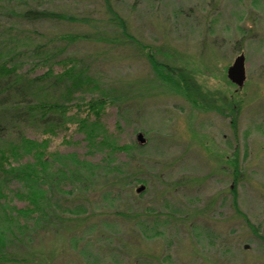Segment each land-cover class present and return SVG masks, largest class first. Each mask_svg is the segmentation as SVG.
<instances>
[{
    "label": "rangeland",
    "instance_id": "rangeland-1",
    "mask_svg": "<svg viewBox=\"0 0 264 264\" xmlns=\"http://www.w3.org/2000/svg\"><path fill=\"white\" fill-rule=\"evenodd\" d=\"M109 1L111 10L126 21L128 34L158 49L160 61L189 77L199 91V105L158 80L134 44L71 42L59 37L91 28L69 22L20 26L0 9V23L16 21L14 33L35 30V44L54 39L51 49L59 58L82 59V68L99 90L82 88L80 97H97L101 90L120 98L101 118L116 144L131 146L139 133L145 139L140 150L114 158L119 163L132 159L131 167L147 182L137 201L148 214L137 222L123 219L120 202L104 201L93 189L96 185L87 191L86 202L85 191L76 183L69 197L52 194L58 209L68 210L57 212L58 219L52 221L76 225L75 231L66 235L62 227L46 230L40 222L31 236L36 256H44L48 264H264V0ZM25 3L83 16L98 25L109 18L104 0ZM109 29L107 34L115 35L116 30ZM240 54L246 79L237 89L226 71ZM32 69L40 75L45 68ZM54 94L49 91V99ZM42 129L35 123L30 138L48 140V154H72L92 164L103 156L88 149L82 133L55 130L46 138ZM12 141L1 140L0 146ZM235 156L242 176L233 181L229 161ZM26 160L34 162L26 154L12 165ZM20 185L13 182L4 191L16 208L27 206L28 194ZM7 225L0 216V229ZM25 251L21 243L8 242L0 257L11 261L0 264H13Z\"/></svg>",
    "mask_w": 264,
    "mask_h": 264
},
{
    "label": "trees",
    "instance_id": "trees-1",
    "mask_svg": "<svg viewBox=\"0 0 264 264\" xmlns=\"http://www.w3.org/2000/svg\"><path fill=\"white\" fill-rule=\"evenodd\" d=\"M0 3L2 4L0 9L3 12L7 11V15L11 14L12 20L18 19L19 25L24 23L37 26L49 22H69L91 28L87 33L59 37L64 40L134 44L136 49L144 54L153 75L198 108L199 102L195 98L199 91L191 85L189 77L180 74V69L174 68L171 64L160 61L157 58V54L160 53L158 49L140 44L128 34L126 21L111 10L109 0H104L103 3L109 12V18L104 25H98L97 21L83 16L76 17L54 10L37 9L26 4L25 0H0ZM15 26L16 21L8 26L0 23V141L14 139L7 147L0 146V216L8 224L0 229V253L8 242L17 245L21 243L26 251L18 255L16 260H12L13 264H48L49 261L43 258L44 256H36L32 248L34 240L31 236L36 226L43 222L41 225L46 226V230L49 227H62L66 230V235L73 233L77 227L76 225L64 227L62 221H52L54 218L58 219V213L68 214L67 209H58L56 206L58 201H54L52 194L58 193L61 198L69 197L71 187L77 183L85 191L87 202V191L96 185L93 189L100 192L104 201L116 200L121 203L123 206V211L119 213L121 218L137 222L148 214L137 201L144 196L146 188L140 193L134 191L139 184L148 186L147 182L142 180L141 173L135 170L136 168L131 167L132 159L119 163L114 158L115 154L120 152L130 155L136 149L140 150L139 147L143 145L137 141L131 146L116 144L108 127L103 124L101 119L103 113L108 106L116 105L119 97L104 94L101 90L97 97L79 96L78 91L82 88L96 87L95 90H99L98 84L82 68L84 67L81 65L82 59L59 58L57 52L51 49L54 39L42 42L38 40L39 42L35 44V39H31L34 38L35 30L21 31L20 35V32L14 33ZM109 28L116 30L115 35L111 34L112 32L107 34ZM40 66L45 68L43 72L40 75L33 74L32 68ZM49 91L57 94L49 99ZM230 105L229 103V107ZM208 107L216 108L213 105ZM234 122V119H231V124H235ZM35 123L44 128L42 135L46 138L49 134L54 135L55 130L82 133L89 150L103 153L101 160L92 164L79 160L72 154L62 156L57 153H46L48 140L36 141L30 138V129ZM68 136L69 140L64 141L70 143L71 134ZM26 154L30 155L34 162L26 160L24 163L12 165L13 161H18ZM234 158L236 156L230 159L229 165L233 181H236L242 173L237 159ZM13 182H19L25 189L24 193L28 194L27 199L16 194L21 200L26 199V207L16 208L4 193L9 191ZM233 204L236 205L235 199ZM158 216L155 214L154 218ZM29 219L32 223L27 222ZM69 220L76 221L66 217L65 221ZM0 260L11 261L2 257Z\"/></svg>",
    "mask_w": 264,
    "mask_h": 264
},
{
    "label": "water",
    "instance_id": "water-1",
    "mask_svg": "<svg viewBox=\"0 0 264 264\" xmlns=\"http://www.w3.org/2000/svg\"><path fill=\"white\" fill-rule=\"evenodd\" d=\"M226 76L229 82L234 84L237 89L243 88L244 80L246 79L245 76V60L242 54L238 55L234 61L232 62L231 66L228 67L226 71ZM143 135L141 133L136 135V141L138 144L143 145L145 143V139L142 138ZM144 186L137 187L134 191L136 193L142 192Z\"/></svg>",
    "mask_w": 264,
    "mask_h": 264
}]
</instances>
